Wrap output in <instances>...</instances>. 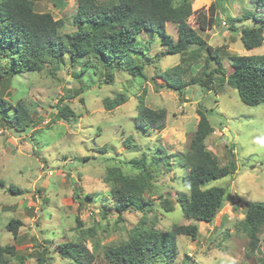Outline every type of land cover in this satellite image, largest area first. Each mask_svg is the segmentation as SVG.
<instances>
[{
	"label": "rangeland",
	"instance_id": "1",
	"mask_svg": "<svg viewBox=\"0 0 264 264\" xmlns=\"http://www.w3.org/2000/svg\"><path fill=\"white\" fill-rule=\"evenodd\" d=\"M30 1L35 12L49 13L55 19L63 20L61 33L74 28L75 0ZM108 1L116 0H99L100 3ZM174 1L176 4L185 0ZM186 1L193 11L202 8L205 17H208L210 4H215L214 27L200 31L194 16L188 23L215 50L227 74L232 72L231 56L264 55V43L246 51L240 42L239 31L231 32L228 28L230 23L237 29L255 25L252 17L245 20L242 17L253 15L254 4L250 0ZM166 32L174 41L177 39L174 24L166 23ZM145 34L135 42L146 55L139 60L144 66L145 79L133 78L121 71L114 74L112 85H100L103 79L100 74L87 84L88 74L77 79L65 68L55 77L45 70L0 81V98L13 106L23 105L31 121L24 133H17L0 119V173L7 167L12 174L10 179L0 178L4 183L0 188V245L13 246L15 250L9 264H38V255L44 256L45 264H70L59 256L56 246L76 240L77 236L82 237L89 250L92 244H98L94 264H108L103 257L104 247L126 242L131 230L141 223L142 214L138 212L126 211L121 216L115 213L105 177L110 168H118L124 175L138 174L140 168L131 162L141 157L149 161L153 152L146 147L137 155L132 153L137 146L132 145L124 153L111 152L109 158L107 150L77 155L74 146L78 128L87 127L102 133L106 128L120 127L124 120L133 122L136 115L132 114L138 113L141 95L146 108L166 112L165 126L157 132L162 144L172 151H165L170 166L160 167L156 197L161 195L175 205V210L167 213L155 203L154 220L151 216L145 221L148 226L169 231L173 225L191 224L182 217L176 204L177 193L186 191L182 178L188 170L175 156L189 148L198 122L197 109L205 111L213 128L205 141L206 149L217 158L220 166L227 164L232 153L236 166L234 176L210 183V186L227 190L224 205L211 224L196 223L195 240L176 237L177 255L172 264H260L259 261H264V227L259 234L258 251L249 257L246 256L248 238L242 227L245 203L264 205V143L260 139L264 133V105L246 106L240 102L234 88L225 86V91L219 92L216 82L213 83L216 92L193 85L178 95L160 87L159 76L178 65L181 55L155 57L165 47L156 33ZM204 58L205 54H201L183 75V81H191L201 74ZM1 62L4 64L3 60ZM208 63L210 70L217 68L214 60ZM79 85L83 93L76 94ZM119 94L126 95L127 102L106 111L103 100ZM57 107H67L72 112L69 121L58 117ZM19 136L25 138L16 139ZM128 154H132V158H126ZM9 185L18 188L21 194H9ZM85 191L94 195L91 203L84 200ZM102 211L107 213L105 219ZM10 220L21 222L15 236L6 229Z\"/></svg>",
	"mask_w": 264,
	"mask_h": 264
},
{
	"label": "trees",
	"instance_id": "2",
	"mask_svg": "<svg viewBox=\"0 0 264 264\" xmlns=\"http://www.w3.org/2000/svg\"><path fill=\"white\" fill-rule=\"evenodd\" d=\"M250 2L254 4L253 15L242 17L244 20L252 17L255 25L240 29L232 23L228 26L231 32L239 31L240 42L246 51L256 49L264 43V0ZM75 3L72 24L78 31L69 35L61 33L64 23L62 19H55L49 13L35 12L30 0H0V62L4 61V64H0V81L45 70L55 77L65 68L77 79L88 74L87 84H91L100 74L103 77L100 85H112L114 74L121 71L133 78L145 79L144 66L139 60L146 55L135 42L139 36L152 32L160 37L161 45L165 47L155 57L181 55L178 65L159 76L162 81L160 87L181 95L184 89L193 85L209 91L215 90L213 83L216 82L219 92L225 91V86L234 88L240 102L246 106L264 105V55L231 56L232 72L227 74L215 50L188 23L189 18L194 16L200 31L214 27L217 14L214 3L207 9L208 17L201 12L202 8L193 11L186 0L176 4L174 0H116L103 3L99 0H75ZM166 23L176 26L175 41L166 32ZM201 54H205L201 74L191 78V81H183V75ZM211 59L215 61L217 68L210 70L208 61ZM79 93H83L80 85L76 91V94ZM126 102V95L119 94L112 99L105 98L103 107L106 111H111ZM138 102V113L134 121L150 120L157 131H161L165 126L166 112L146 108L143 95L138 98ZM57 109L60 119L70 120L72 112L67 107ZM9 111L12 112V117H9ZM197 115L198 122L188 150L175 156L177 162L188 170L182 178L186 191L177 193L176 204L182 217L191 224L173 225L169 231H162L145 222L151 216L154 220L152 214L155 203L164 212L175 210L170 199L161 195L156 197L160 169L170 166L165 150L153 153L149 161L145 157L133 160L131 163L140 168L136 175H124L120 169L110 168L106 172L105 182L109 185L110 200H116L113 204L115 213L121 216L126 211H135L142 214V219L131 230L126 242L104 247L103 257L108 264H172L177 255L176 237L186 236L195 240L198 233L196 223L211 224L222 209L228 195L227 190L220 186H210V183L234 176L236 166L233 154H230L225 166L219 165L217 158L205 145L213 128L204 110L197 109ZM0 119L17 133H24L31 123L23 105L17 103L13 106L1 98ZM3 187L4 183L0 180V188ZM7 192L13 196L21 194L12 185L7 187ZM75 198L78 200L79 196L76 195ZM84 200L91 203L94 195H84ZM101 214L104 219L107 217V213L102 211ZM77 224L80 226L79 220ZM19 226V220H10L6 229L15 236ZM242 227L248 238L246 256L249 257L258 251L259 234L264 227V205L245 203ZM56 247L59 256L70 264H94L98 250V244H92L89 250L81 236ZM13 256V246L0 245V264H9ZM37 261L38 264H45L46 259L38 255ZM259 263L264 264V261Z\"/></svg>",
	"mask_w": 264,
	"mask_h": 264
},
{
	"label": "clouds",
	"instance_id": "3",
	"mask_svg": "<svg viewBox=\"0 0 264 264\" xmlns=\"http://www.w3.org/2000/svg\"><path fill=\"white\" fill-rule=\"evenodd\" d=\"M146 27L151 28L152 25H146ZM76 31L78 29L74 27L69 30L68 34L73 35ZM132 115L135 116L137 114L133 113ZM9 117H12L11 113H9ZM24 138L23 136L16 137V139ZM260 139L261 143H264V133L261 134ZM132 145L137 146L132 150V153L137 155L146 147L153 153L161 149L169 152L172 151L166 144H162V139L157 132L156 126L150 120L146 119L133 122L124 120L120 127L106 128L102 133H98L95 129L87 127H83L82 129L78 128L74 141L77 155L87 154L92 150H107L109 152V158L111 152L121 151L124 153ZM126 158H132V154H128ZM11 175L7 167H5L3 172L0 173V178L7 180L11 178ZM88 194L87 191L83 193V195ZM111 203L115 204L116 200L113 199Z\"/></svg>",
	"mask_w": 264,
	"mask_h": 264
},
{
	"label": "built area",
	"instance_id": "4",
	"mask_svg": "<svg viewBox=\"0 0 264 264\" xmlns=\"http://www.w3.org/2000/svg\"><path fill=\"white\" fill-rule=\"evenodd\" d=\"M222 25H224V26H225V25H226V23L223 21V22H222Z\"/></svg>",
	"mask_w": 264,
	"mask_h": 264
},
{
	"label": "water",
	"instance_id": "5",
	"mask_svg": "<svg viewBox=\"0 0 264 264\" xmlns=\"http://www.w3.org/2000/svg\"><path fill=\"white\" fill-rule=\"evenodd\" d=\"M227 133H228V135H229V137H230V133L227 131Z\"/></svg>",
	"mask_w": 264,
	"mask_h": 264
},
{
	"label": "crops",
	"instance_id": "6",
	"mask_svg": "<svg viewBox=\"0 0 264 264\" xmlns=\"http://www.w3.org/2000/svg\"><path fill=\"white\" fill-rule=\"evenodd\" d=\"M241 28V27H240Z\"/></svg>",
	"mask_w": 264,
	"mask_h": 264
}]
</instances>
